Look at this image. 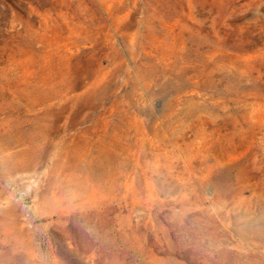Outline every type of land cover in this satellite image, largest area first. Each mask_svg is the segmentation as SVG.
<instances>
[{
    "label": "rangeland",
    "instance_id": "374dc122",
    "mask_svg": "<svg viewBox=\"0 0 264 264\" xmlns=\"http://www.w3.org/2000/svg\"><path fill=\"white\" fill-rule=\"evenodd\" d=\"M0 264H264V0H0Z\"/></svg>",
    "mask_w": 264,
    "mask_h": 264
}]
</instances>
